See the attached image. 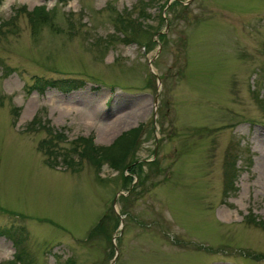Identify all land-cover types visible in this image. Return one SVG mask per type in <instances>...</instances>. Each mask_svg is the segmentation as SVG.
I'll return each mask as SVG.
<instances>
[{"label": "rangeland", "instance_id": "374dc122", "mask_svg": "<svg viewBox=\"0 0 264 264\" xmlns=\"http://www.w3.org/2000/svg\"><path fill=\"white\" fill-rule=\"evenodd\" d=\"M171 1L0 0V264H264V0ZM46 125L138 126L142 179L49 167Z\"/></svg>", "mask_w": 264, "mask_h": 264}, {"label": "trees", "instance_id": "16d2710c", "mask_svg": "<svg viewBox=\"0 0 264 264\" xmlns=\"http://www.w3.org/2000/svg\"><path fill=\"white\" fill-rule=\"evenodd\" d=\"M178 4V0H172L169 3H165L163 7L167 5L166 8H171ZM29 13L40 17V19H45L47 15V12L44 10V6H37L36 8L33 7ZM117 29L120 34L126 28L124 26L122 30L119 28ZM163 37L164 34L162 32L159 33V35H157L158 41H160ZM81 83L82 81L79 79L51 80L35 78L33 82L27 87L29 90H34L39 93H42L47 88H57L61 91L68 92L70 90L79 88L82 85ZM30 122L32 124L38 123V126L40 124V121L36 115L32 117ZM38 128H40V126ZM43 129L47 136L38 141L37 149L45 154V163L49 167H55L58 164H62L74 171L76 168H74L73 165H78L83 160H85L92 164L96 170H98L103 164H106L111 169L117 171L120 174L127 193L130 190H133L136 184H138L143 177L142 165L144 163L138 161V159L133 154L135 150L134 148L137 134L139 131L138 126L120 132L108 145L95 144L93 142L92 135L77 136L67 141L66 136L62 131H55L53 128H51V126L48 125L44 126ZM65 142L69 143L68 147L62 145ZM233 165L234 163L232 164L228 173L227 171L225 172V174L227 173L228 176V179L225 178V186L229 188L234 187V189H236L235 186H233L234 177L236 175V168H233ZM99 230H102V228ZM112 256L114 255L112 254ZM18 257L19 256L16 252L15 258ZM257 257L258 259H264V254L257 255Z\"/></svg>", "mask_w": 264, "mask_h": 264}]
</instances>
